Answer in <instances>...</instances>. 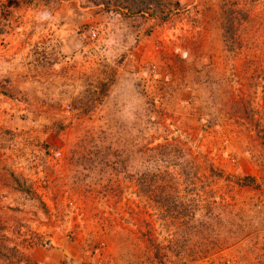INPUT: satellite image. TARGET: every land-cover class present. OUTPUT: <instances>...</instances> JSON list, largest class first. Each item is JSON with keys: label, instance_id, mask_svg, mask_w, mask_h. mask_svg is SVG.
I'll list each match as a JSON object with an SVG mask.
<instances>
[{"label": "rangeland", "instance_id": "1", "mask_svg": "<svg viewBox=\"0 0 264 264\" xmlns=\"http://www.w3.org/2000/svg\"><path fill=\"white\" fill-rule=\"evenodd\" d=\"M39 260L264 264V0H0V264Z\"/></svg>", "mask_w": 264, "mask_h": 264}, {"label": "trees", "instance_id": "2", "mask_svg": "<svg viewBox=\"0 0 264 264\" xmlns=\"http://www.w3.org/2000/svg\"><path fill=\"white\" fill-rule=\"evenodd\" d=\"M236 182H238V184H241L242 186H248L251 183V178L245 177L242 180L241 179H238Z\"/></svg>", "mask_w": 264, "mask_h": 264}, {"label": "crops", "instance_id": "3", "mask_svg": "<svg viewBox=\"0 0 264 264\" xmlns=\"http://www.w3.org/2000/svg\"><path fill=\"white\" fill-rule=\"evenodd\" d=\"M37 255H38V253H37ZM39 261H40V260H39ZM39 263H40V264H42V262H41V261H40Z\"/></svg>", "mask_w": 264, "mask_h": 264}]
</instances>
